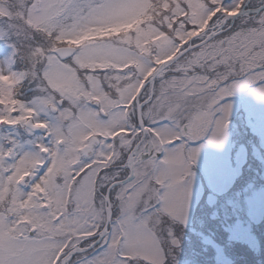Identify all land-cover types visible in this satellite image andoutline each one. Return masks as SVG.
I'll return each mask as SVG.
<instances>
[{"label":"snow or ice","instance_id":"6c2138e0","mask_svg":"<svg viewBox=\"0 0 264 264\" xmlns=\"http://www.w3.org/2000/svg\"><path fill=\"white\" fill-rule=\"evenodd\" d=\"M0 46V264H167L186 142L264 100V0H0Z\"/></svg>","mask_w":264,"mask_h":264},{"label":"rangeland","instance_id":"374dc122","mask_svg":"<svg viewBox=\"0 0 264 264\" xmlns=\"http://www.w3.org/2000/svg\"><path fill=\"white\" fill-rule=\"evenodd\" d=\"M223 103L230 104L231 111L222 147L209 144L207 139L186 142L188 149L199 151L187 179L186 205L177 213L183 223L177 216L165 215L159 225L158 236L168 253L167 264H183L177 253L169 251L182 248L175 226L180 224L193 232L196 210L201 205L213 207L214 218L222 216V228L229 230L233 239L257 246L251 229L264 218V100H258L248 89H237ZM251 169L257 175L250 181L242 176ZM171 238L178 245H171ZM204 242L214 246L218 261L229 264L219 244L208 239Z\"/></svg>","mask_w":264,"mask_h":264},{"label":"trees","instance_id":"16d2710c","mask_svg":"<svg viewBox=\"0 0 264 264\" xmlns=\"http://www.w3.org/2000/svg\"><path fill=\"white\" fill-rule=\"evenodd\" d=\"M247 172L242 177L250 181L257 175L252 169ZM242 201H244L243 198ZM212 208L208 205H201L197 208L192 227L195 233L180 224L175 226L181 236L180 239L178 236V239L182 248H171L169 251L177 253L179 262L183 264H222L216 258L217 252L214 246L204 242L208 239L213 244H219L229 264H264V218L252 226L251 232L257 241V246L252 247L247 242L233 239L231 232L222 228L224 225L222 216L215 218L212 216Z\"/></svg>","mask_w":264,"mask_h":264}]
</instances>
